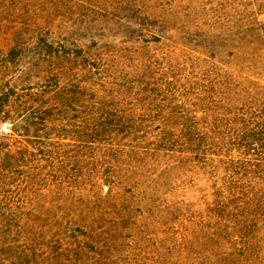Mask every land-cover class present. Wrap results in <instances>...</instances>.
Here are the masks:
<instances>
[{"label": "trees", "instance_id": "obj_1", "mask_svg": "<svg viewBox=\"0 0 264 264\" xmlns=\"http://www.w3.org/2000/svg\"><path fill=\"white\" fill-rule=\"evenodd\" d=\"M144 53L115 94L43 90L21 117L0 86V264H88L107 219L149 237L134 263L264 264L263 75ZM59 232L80 237L40 255Z\"/></svg>", "mask_w": 264, "mask_h": 264}, {"label": "rangeland", "instance_id": "obj_2", "mask_svg": "<svg viewBox=\"0 0 264 264\" xmlns=\"http://www.w3.org/2000/svg\"><path fill=\"white\" fill-rule=\"evenodd\" d=\"M147 50L149 55L176 51L181 59L211 57L220 67L264 77V0H0V86L14 99L12 117H21L25 101L43 90L91 81L114 93L115 87L138 79L141 57H152L158 66L156 57L144 55ZM77 96L83 105L86 97ZM77 115L82 113L71 117ZM8 128L0 124V135ZM102 224L98 238L110 246L101 258L86 247L88 264L130 259L139 264L134 263L137 254L150 257L149 237L108 219ZM71 234L80 237L59 232L54 241L61 242L39 254L51 255L53 248L61 253L73 241Z\"/></svg>", "mask_w": 264, "mask_h": 264}]
</instances>
